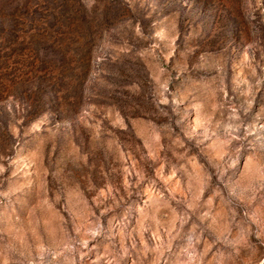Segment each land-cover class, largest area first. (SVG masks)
<instances>
[{
	"label": "rangeland",
	"instance_id": "obj_1",
	"mask_svg": "<svg viewBox=\"0 0 264 264\" xmlns=\"http://www.w3.org/2000/svg\"><path fill=\"white\" fill-rule=\"evenodd\" d=\"M0 264H264V0H0Z\"/></svg>",
	"mask_w": 264,
	"mask_h": 264
}]
</instances>
